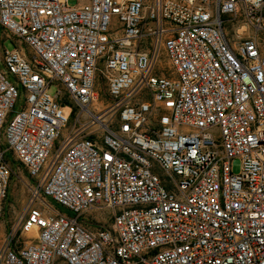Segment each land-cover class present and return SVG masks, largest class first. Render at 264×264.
Masks as SVG:
<instances>
[{
    "label": "built area",
    "instance_id": "2783aa9c",
    "mask_svg": "<svg viewBox=\"0 0 264 264\" xmlns=\"http://www.w3.org/2000/svg\"><path fill=\"white\" fill-rule=\"evenodd\" d=\"M0 29V264H264V0H0Z\"/></svg>",
    "mask_w": 264,
    "mask_h": 264
},
{
    "label": "rangeland",
    "instance_id": "374dc122",
    "mask_svg": "<svg viewBox=\"0 0 264 264\" xmlns=\"http://www.w3.org/2000/svg\"><path fill=\"white\" fill-rule=\"evenodd\" d=\"M69 5H75L76 3L82 1V0H67ZM117 25V19L112 18L111 20V26L114 27ZM0 35H1V29H0ZM261 36L264 38V34H261ZM4 48L11 50L14 47L22 46L21 44H17L14 41H12L11 38H6L3 41ZM168 65L166 60H163V65ZM97 87V93H98V102L100 104V109L105 108L110 103V98L106 93L105 90V84L102 81V79L99 77L96 82ZM58 89V86L56 84L50 85L48 88V93L50 95H54ZM72 109L70 106H64V113L65 115L72 120ZM68 128L63 130L62 135L59 137L58 140L55 142V146L58 145L62 137L67 133ZM3 136L0 133V146L3 144ZM7 160L9 161L10 165L14 169V173L11 176L10 179V185L8 188L7 195L5 197V200L2 203V207L0 210V242L2 241L4 234L8 227L14 222V220L17 218L18 214L20 213L24 201L28 195V189L25 183L28 182V177L26 173L21 169L18 168L17 163L13 161V158L11 155L7 157ZM240 159L235 158L232 160V171L234 173H237L240 170ZM93 215H96L99 219H105L107 216V211L101 210V211H95L92 213Z\"/></svg>",
    "mask_w": 264,
    "mask_h": 264
},
{
    "label": "bare ground",
    "instance_id": "6f19581e",
    "mask_svg": "<svg viewBox=\"0 0 264 264\" xmlns=\"http://www.w3.org/2000/svg\"><path fill=\"white\" fill-rule=\"evenodd\" d=\"M98 98L92 103V105L90 106V110H100V104L98 102ZM103 110V109H102Z\"/></svg>",
    "mask_w": 264,
    "mask_h": 264
}]
</instances>
